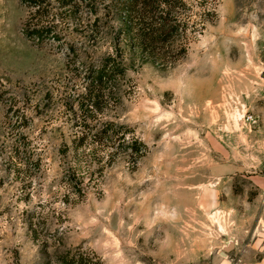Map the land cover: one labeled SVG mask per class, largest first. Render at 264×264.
<instances>
[{"label": "rangeland", "instance_id": "obj_1", "mask_svg": "<svg viewBox=\"0 0 264 264\" xmlns=\"http://www.w3.org/2000/svg\"><path fill=\"white\" fill-rule=\"evenodd\" d=\"M179 1L186 33L164 51L182 54L126 45L99 83L117 0H79L76 21L58 18L62 41L41 45L23 35L25 3L0 0V264H245L255 251L264 0ZM77 161L95 170L80 193Z\"/></svg>", "mask_w": 264, "mask_h": 264}, {"label": "trees", "instance_id": "obj_2", "mask_svg": "<svg viewBox=\"0 0 264 264\" xmlns=\"http://www.w3.org/2000/svg\"><path fill=\"white\" fill-rule=\"evenodd\" d=\"M29 9V18L23 25V35L35 45H41L45 41L52 40L61 42L62 38L58 31V23L61 21H76L75 14L79 0H22ZM89 3L93 4L91 0ZM174 2L179 0H117V10L123 22L121 28L116 32L115 55L112 53L106 61L112 62L110 66L99 65L97 81L99 83L109 81L116 74L117 67L123 63L122 53L126 52L125 46L129 45L133 54H147L157 56L159 60H175L181 54L170 52L169 57L164 51L166 43H170L181 33H186V20H181L180 12L172 10ZM181 4V3H180ZM93 6V5H92ZM65 23V22H64ZM77 25V23H76ZM94 32V30H92ZM98 33V29L95 31ZM123 35V36H121ZM119 37V38H118ZM94 38V37H92ZM123 42V43H122ZM122 46H121V45ZM69 51H73L69 48ZM163 58V59H162ZM95 73V71H94ZM106 127L100 133H107ZM93 137H100L94 134ZM86 134L75 137L79 143L84 142ZM133 152L139 155L144 145L136 138L133 140ZM92 164L84 165L81 161L73 163L69 167L70 183L73 190L82 192L84 177L93 180L95 170H91Z\"/></svg>", "mask_w": 264, "mask_h": 264}, {"label": "crops", "instance_id": "obj_3", "mask_svg": "<svg viewBox=\"0 0 264 264\" xmlns=\"http://www.w3.org/2000/svg\"><path fill=\"white\" fill-rule=\"evenodd\" d=\"M252 182L256 189L254 203L257 211L258 229L250 244L255 248V251L246 254L245 264H264V171L253 176ZM251 254L253 255L251 256Z\"/></svg>", "mask_w": 264, "mask_h": 264}, {"label": "water", "instance_id": "obj_4", "mask_svg": "<svg viewBox=\"0 0 264 264\" xmlns=\"http://www.w3.org/2000/svg\"><path fill=\"white\" fill-rule=\"evenodd\" d=\"M262 77H264V73H262ZM234 247V243L230 242L226 247H224V251H221L220 254L222 256H225V251H230L231 249H233Z\"/></svg>", "mask_w": 264, "mask_h": 264}, {"label": "built area", "instance_id": "obj_5", "mask_svg": "<svg viewBox=\"0 0 264 264\" xmlns=\"http://www.w3.org/2000/svg\"><path fill=\"white\" fill-rule=\"evenodd\" d=\"M251 120H253V116L248 117V121H251Z\"/></svg>", "mask_w": 264, "mask_h": 264}, {"label": "bare ground", "instance_id": "obj_6", "mask_svg": "<svg viewBox=\"0 0 264 264\" xmlns=\"http://www.w3.org/2000/svg\"><path fill=\"white\" fill-rule=\"evenodd\" d=\"M226 255V254H225Z\"/></svg>", "mask_w": 264, "mask_h": 264}]
</instances>
